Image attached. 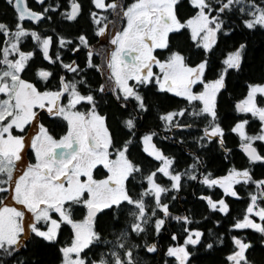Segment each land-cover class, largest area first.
Masks as SVG:
<instances>
[{"label": "snow or ice", "instance_id": "1", "mask_svg": "<svg viewBox=\"0 0 264 264\" xmlns=\"http://www.w3.org/2000/svg\"><path fill=\"white\" fill-rule=\"evenodd\" d=\"M44 4L45 0H36ZM195 10L194 15L183 18L180 15L181 0H91L94 9L89 16L94 26L93 36L99 38L93 45L87 34H81L76 41L45 36L24 26V21L40 23L51 19L45 7L42 12L32 10L26 0H7L16 15L14 27L0 22V264H9L25 244V212L8 206L6 198L15 201L34 217L31 232L48 243H55L63 226L71 229L70 243L59 249L60 264H146L139 255L156 253L158 245L149 243V228L160 234L166 219L190 224L187 216L173 217L170 205L164 197L179 192L182 181L198 180V166L203 162L196 155L184 171H177L176 159L167 156L154 143L155 132L139 137L142 151L148 157L160 162L155 170L144 175L142 164L131 158V148L137 138L139 112H147L149 104L142 91L155 85L162 93H171L187 102L189 107L160 115L159 119L171 131L176 127H192L178 124L177 117L190 115L193 122L204 126L198 144L204 147L211 143L223 146L228 131L239 138V149L250 164L264 163V154L256 142L264 143V84H247L246 95L235 102L233 111L242 117L251 116L260 124L256 134L246 128L247 118L237 120L226 129L221 118L223 94L227 91V78L231 71L239 72L244 60L246 44L241 43L227 53L221 61L215 78L208 74L215 71L210 66L208 54L212 53L220 34L227 35L224 16L239 13L247 17L244 27L249 30L264 28V0H188ZM70 11L61 15L67 21H76L82 7L78 0H70ZM185 32L191 46L201 50L205 58L193 63L191 56L178 38ZM36 43L44 60L49 64H60L66 73L59 77V87L41 90L36 83L23 78L31 70L30 61L35 51H24L27 38ZM58 43L60 49L71 45L73 53L86 50L84 67L76 61L64 63L61 53L55 57L50 49ZM87 69L95 70L102 82L93 87L84 75ZM54 73L49 69L36 70V78L45 85ZM200 88L197 91V88ZM115 100L123 109L124 119L120 121L127 131L128 139L118 142L108 124V116L102 114L101 106ZM259 98V99H258ZM132 111H128L129 108ZM41 113L48 118L63 121L66 130L57 138L54 128L40 123ZM29 126L36 129L26 139ZM56 126H59L58 124ZM31 141L35 152V164L16 176V163ZM230 152V149H225ZM97 169L105 170L103 178H97ZM144 183L135 194L130 185L137 175ZM160 178H167L165 185ZM200 182L208 188L219 187L224 196L240 199L237 185H253L256 191L248 193L250 203L242 219H237L233 229H251L264 238V179L256 180L249 168L232 167L222 177L212 173L203 175ZM171 199H176L172 196ZM212 211L227 214L229 205L224 198L213 200L202 196ZM82 207L86 214L76 219L74 209ZM127 212L130 222L120 231L115 241L105 240L98 230L100 214L119 224L120 217ZM253 217H258L256 222ZM183 244L170 245L165 255L174 258L176 264H191L192 252L189 246L201 243L204 233L185 228ZM134 238H141L142 243ZM171 239L178 237L173 234ZM222 242V241H221ZM235 250L226 260L229 264H255L249 259L253 248L250 242L233 236ZM99 244L108 245L98 259L89 260L86 250ZM212 244H207L211 249ZM16 264H25L16 260ZM165 264H168L165 261Z\"/></svg>", "mask_w": 264, "mask_h": 264}, {"label": "trees", "instance_id": "2", "mask_svg": "<svg viewBox=\"0 0 264 264\" xmlns=\"http://www.w3.org/2000/svg\"><path fill=\"white\" fill-rule=\"evenodd\" d=\"M50 1L65 4L67 0ZM187 1L181 0L182 6L180 7V14L182 16L189 14L191 11V8L187 5ZM83 3L84 7L87 8L89 0H84ZM256 3L259 4L260 0H256ZM16 15L17 13L7 3V0H0V22L14 27L16 24ZM223 18L226 24L224 31L227 35H219V37H222L220 39V48L212 55L214 66L218 65L219 57L226 48L243 41L247 45V52L242 63L241 71L230 72L227 78L228 88L222 97L220 109L221 118L225 128L230 129L238 119L236 118L238 115L233 111V106L235 102L243 97L247 87L246 84L264 83V28L258 27L254 30L245 28L243 20L247 17L239 13H230ZM86 20L85 13H83L75 25H69L66 21L62 20H60L59 25L65 31L78 33L83 28L87 29ZM92 74L93 82L97 83L100 81V75L95 70H92ZM155 99L154 102H158L162 107L173 104L172 98L158 97L157 99L155 97ZM155 108L158 109L156 106H151V109L144 115L143 125L148 126L156 123V119L153 118L156 112ZM101 109L107 113L117 141H124L128 137L127 131L120 123L125 117L122 115L124 110L119 107L115 100H111L110 103L105 102L102 104ZM259 130L260 124L257 120H254L247 126V131L250 134H256ZM195 141H198V138L190 134L188 146H190V149L192 147L196 149L203 158V163L198 166V180L194 181L185 178L183 180V187L179 192H172L164 197L165 202L170 205V211L173 217L187 216L192 222L186 224L178 222L175 219H166V224L160 234L153 233L152 229L149 228L147 235L148 242L156 243L158 245V251L151 254L140 251L139 255L143 257L146 264H165V261L168 264H176L174 258H169L165 255L166 250L170 245L183 244L186 237L185 228H188L204 233L199 245L189 246V250L192 252L191 264H228L229 262L226 260V257L235 250L232 243L233 236L239 237L245 240V242H250L253 248L249 252V259L254 261L255 264H264V238L251 229L236 230L232 227L237 219L243 218L245 209L250 203L248 193L250 191H256L255 187L253 185H237L236 189L240 196V199H237L224 196L223 190L219 187L208 188L200 182L206 173H212L214 177H221L226 175L232 167L237 169L249 168L252 171L254 179H264V163L257 162L250 164L245 154L239 149L240 141L238 136L230 131L226 134L223 146L218 143H211L201 147ZM255 146L261 154H264V143L257 141ZM225 149H230L231 151L228 152ZM166 150H177L178 153L181 152V156L188 161V167L196 156V153H183L179 146L176 148L169 146L168 148L166 147ZM131 158L143 165L144 175H147L148 172L155 169L152 159L147 154L141 152L137 145H133L131 148ZM160 180L162 183L165 181V185L169 184L166 178H160ZM143 183L142 177L138 174L136 180L130 185L134 194L141 189ZM172 196H175L176 199H171ZM202 196L211 197L213 200L224 198L229 205V212L225 214L212 211L207 205L206 200L201 199ZM129 222L130 218L127 212H125L124 216L120 217V222L115 227L113 226V220L108 215L100 214L97 227L102 232L105 240L115 241L116 236L127 227ZM173 234L178 237L176 241L171 239ZM70 238L71 229L67 226H63L60 236L55 243H48L32 236L20 248L15 260H10L9 264H16V260L24 261L25 264H60L61 255L59 249L70 243ZM134 239L136 242L142 243L141 238ZM207 244H212L213 247L209 249L207 248ZM108 247V245L99 244L91 250H86L87 258L89 260L98 259L102 252L107 251Z\"/></svg>", "mask_w": 264, "mask_h": 264}, {"label": "flooded vegetation", "instance_id": "3", "mask_svg": "<svg viewBox=\"0 0 264 264\" xmlns=\"http://www.w3.org/2000/svg\"><path fill=\"white\" fill-rule=\"evenodd\" d=\"M27 1H28V5L33 10H36L38 12H42L45 7H49V6L55 7L56 5H59V9L57 11H55V12L50 11L48 13V15L51 17L50 20L49 19H45V20L41 21L38 24L34 23V22H31V21H27V20L24 21L23 23H24V26L26 28L31 29V30H36V31H38L39 33H41L42 35H45V36H52L54 41L57 39V37H64L66 39H70V40L76 41L77 37L79 35L87 34L91 38L93 45H97V41H98L99 38L93 36L94 26L92 24V21L90 20L89 14H90L91 11H98V10L94 9V7H93V5L91 3V0H89V4H88L87 8L84 7V3H83L84 0H78V2L81 4V7H82L81 15L83 13H85V16L87 18V20H86L87 21V29L83 28L78 33L65 31L59 25L60 20L66 21L69 25H73V24L75 25L77 23L78 19H80L81 15H79V17L77 18L76 21H67L61 15V13L71 10V8H70V0H67L65 2V4H62V3L56 2V1L52 2L50 0H45L44 4H38L36 2V0H27ZM187 5L191 8L190 13L187 14V15H183V16L180 14L185 19L188 18L191 15H194V13H195V10L190 6L188 1H187ZM185 34H186L185 37H180V38H178V40H179V42H182L184 44L187 54H189L191 56L192 62L193 63H198L201 59L205 58V55H204V53L201 50H197V49H195L194 47L191 46V42L189 40H187V35L188 34L187 33H185ZM221 38L222 37L218 36L217 45L215 46L213 52L208 54V56H207V58L210 60V66L213 69H215V71H213V72L208 74V79L209 80L215 78L216 72L219 71V68L221 66V61L225 58V56L227 55L228 52L235 50V48H237L239 46V44H241V43L246 44V42L243 41V42L235 44V45H233L231 47L226 48L222 52V55H220V57H219L218 65L214 66V64L212 62V55H213V53L215 51H217V49L220 48V43H221L220 39ZM3 39L4 38L2 36H0V41H2ZM22 47H23L24 51H35L36 52L35 58L32 61H30L31 70L26 72L24 74L23 78L26 79V80H29L31 82L36 83L37 86L41 90H44L45 88H49V89L58 88L59 87V77L62 76V75H66L69 79H72L74 74L66 73L65 70L60 66V64L53 65V64H49L48 61L44 60L42 55H41V53H40V51L36 47L35 41H33L30 37L27 38L24 41ZM71 47H72L71 45H68L64 49H60L58 43H54L52 48L50 49V55H52L53 58H54L55 57V53L57 51H59L61 53L62 60H63L64 63H70L72 60H76L81 65V67H84L86 50H81L79 53H73L70 50ZM246 52H247V45H246V49L244 51V57L246 56ZM39 68L49 69V70H51L54 73L53 77L50 78V80L47 83V85H45L43 82H40L36 78V70L39 69ZM92 70L93 69H87L86 72L84 73V75L87 76V79H88L89 83H91L92 86L95 87V86H97L98 83L102 82V77L100 76V81H98L97 83L93 82L92 81V75H93L92 74ZM89 75H91V76L89 77ZM246 86H247V84H246ZM196 90L199 91L200 88L198 87ZM142 91L144 92V94H145V96L147 98V103L149 104V110L151 109V106L158 107V109L155 108L156 112L153 115V118L156 119V123H154L152 125L150 124L148 126H145V125L142 124V122L144 120V115H146V113L149 110L146 113L145 112L137 113V115L140 118L139 119V128H138V131H137V138H135V142H134L133 145H137L138 148L141 150V152H143L142 151V145L139 142V137H141L144 134L150 133V132H155L157 135L154 137V143H156L157 146L167 156L173 157V158L176 159L177 163L174 165V167L176 168L177 171H184L185 169H187L188 161H187V159H185V158H183L181 156V152L178 153L177 150H166V147L168 148L169 146H173L174 148H176V147L179 146V148L181 149V151L183 153H185V154L190 153V152L191 153H196V155H199V158H201L200 160L202 161L203 158L201 157V154L196 149H194L193 147H192V149H190V146H188V138H189L190 134L193 135V137H197V138H199L201 136V134H202L201 130H202L204 125L200 121H196L194 123L193 122V118L190 115H186L184 117H177V121L176 122L178 124H180V125L191 124L192 127H190V128L176 127V128H173L171 131H168L167 130V125L162 120L159 119L160 115H162V114H164L166 112L178 111L179 109H182V108H185V107H189V105H187V102L185 100H183L182 98H180V97L174 96L171 93L158 92L156 90L155 85L149 86L148 88H145ZM246 93H247V87H246V91H245L243 97L246 95ZM155 97L157 99H158V97L172 98L173 99V104H168L167 107H162V106H160V104H158V102H156V103L154 102L156 100ZM106 102H107V98H106ZM132 110L133 109L130 107L128 111H132ZM102 114L107 115V113H105L104 110H102ZM236 118H238L237 120L243 119V118H247V119H249L250 124H251V122H253L255 120L250 115L247 116V117L238 116ZM40 123H44L45 126H48L50 128H54L55 133L57 134V138L60 135H63L64 131L66 130V124L63 121L53 122V120L48 118L46 113H41ZM57 124L59 126H56ZM108 124L110 126V129L113 131L109 120H108ZM32 129H33V127L29 126L28 129L26 130L25 136L28 135V133ZM246 130H247V128H246ZM126 139H128V137ZM118 142H123V140L118 141ZM195 143L197 144L198 141H195ZM192 144H193V141H192ZM26 154H27V159L31 163H35V152L31 148V146L27 148ZM149 158H151V157H149ZM151 159H152V163H154L155 169L158 166H160V162L159 161H155L153 158H151ZM97 175H100L101 177H103L105 175V170L97 169ZM182 183H183V181H182ZM14 205H16V207L19 208L20 210H23L22 206L17 205L16 203ZM74 214H75V218L76 219H82L83 216L86 214V212H85L84 208L78 207V208L74 209ZM98 221H99V218H98ZM29 236H31V237H29ZM29 236H28V238L25 239V244L28 241V239H30V238H32V236H34V234L32 233ZM59 236H60V234H59ZM59 236H58V238H59ZM25 244H23V245H25ZM23 245H21L20 248H22Z\"/></svg>", "mask_w": 264, "mask_h": 264}, {"label": "rangeland", "instance_id": "4", "mask_svg": "<svg viewBox=\"0 0 264 264\" xmlns=\"http://www.w3.org/2000/svg\"><path fill=\"white\" fill-rule=\"evenodd\" d=\"M259 84H264V83H259ZM259 99V98H258ZM36 132V129L33 128L32 130H30V132L28 133V135H26V139L28 137H31L35 134ZM31 146V141L28 140V144L26 145L25 149L22 151L21 153V160L18 161L16 163V172L14 173V175L18 176L20 174H22L24 171L27 170V167L31 164H35V163H31L28 159H27V148ZM35 162H36V159H35ZM96 175H97V172H96ZM104 177V176H103ZM101 177L100 175H97V178H103ZM222 177V176H221ZM167 181V180H166ZM163 184H166V182L164 181ZM5 203L8 205V206H11V207H16L15 204V201L11 200L10 198H7L5 200ZM22 211H26L25 212V217H24V223H25V227H26V231H25V234H24V240L26 238H28L29 235L32 234L31 232V224L32 223H35V220H34V217L31 213L27 212L26 209L23 208ZM28 213V214H27ZM27 215V216H26ZM253 219L256 220V222H260L259 221V218L258 217H253ZM30 237V236H29ZM229 264V263H228Z\"/></svg>", "mask_w": 264, "mask_h": 264}, {"label": "water", "instance_id": "5", "mask_svg": "<svg viewBox=\"0 0 264 264\" xmlns=\"http://www.w3.org/2000/svg\"><path fill=\"white\" fill-rule=\"evenodd\" d=\"M26 2H27V5H28V1L26 0ZM29 6V5H28ZM30 7V6H29ZM31 8V7H30ZM32 9V8H31ZM33 10V9H32ZM34 11H36V10H34ZM36 12H38V11H36Z\"/></svg>", "mask_w": 264, "mask_h": 264}]
</instances>
